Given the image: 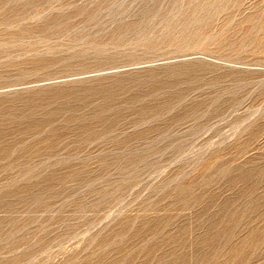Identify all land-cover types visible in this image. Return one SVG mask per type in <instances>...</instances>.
<instances>
[{
  "label": "rangeland",
  "instance_id": "rangeland-1",
  "mask_svg": "<svg viewBox=\"0 0 264 264\" xmlns=\"http://www.w3.org/2000/svg\"><path fill=\"white\" fill-rule=\"evenodd\" d=\"M0 264H264V0H0Z\"/></svg>",
  "mask_w": 264,
  "mask_h": 264
}]
</instances>
